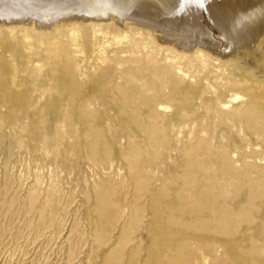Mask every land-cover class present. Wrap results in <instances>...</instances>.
Returning <instances> with one entry per match:
<instances>
[{
  "label": "rangeland",
  "instance_id": "rangeland-1",
  "mask_svg": "<svg viewBox=\"0 0 264 264\" xmlns=\"http://www.w3.org/2000/svg\"><path fill=\"white\" fill-rule=\"evenodd\" d=\"M124 23H0V264H264V35Z\"/></svg>",
  "mask_w": 264,
  "mask_h": 264
},
{
  "label": "bare ground",
  "instance_id": "bare-ground-1",
  "mask_svg": "<svg viewBox=\"0 0 264 264\" xmlns=\"http://www.w3.org/2000/svg\"><path fill=\"white\" fill-rule=\"evenodd\" d=\"M82 1L0 0V23L30 19L63 25L76 14L97 18L108 15L123 19L126 27L136 25L155 31L164 41L171 39L184 49L192 45L197 29L202 36L213 31L232 43L237 39L245 43L264 35V0H146L145 5L139 0H87L90 5ZM201 19L205 25L200 24Z\"/></svg>",
  "mask_w": 264,
  "mask_h": 264
}]
</instances>
